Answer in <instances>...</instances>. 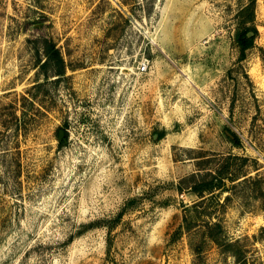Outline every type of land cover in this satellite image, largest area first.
Instances as JSON below:
<instances>
[{
    "label": "rangeland",
    "instance_id": "374dc122",
    "mask_svg": "<svg viewBox=\"0 0 264 264\" xmlns=\"http://www.w3.org/2000/svg\"><path fill=\"white\" fill-rule=\"evenodd\" d=\"M248 1L0 0V264H239L227 242L264 264V0L240 59ZM218 168L240 177L190 191Z\"/></svg>",
    "mask_w": 264,
    "mask_h": 264
},
{
    "label": "trees",
    "instance_id": "16d2710c",
    "mask_svg": "<svg viewBox=\"0 0 264 264\" xmlns=\"http://www.w3.org/2000/svg\"><path fill=\"white\" fill-rule=\"evenodd\" d=\"M236 15L239 19V28L235 33V41L237 46L239 47V58L243 59L245 51L251 48L253 44L255 27L252 24L255 20V0H249L248 3H246L242 8L239 9ZM248 23L251 25H247ZM249 31L252 32L251 35H248ZM44 47L46 48V54L48 55V57L46 58V60L43 61L41 65L42 68L45 70V72H47L50 68H54L55 71L59 70L63 62L59 50L57 49L55 44L46 40ZM162 135L163 133H160L159 138H161ZM226 136L233 143L234 146H238L240 144V140L234 132L229 131L226 133ZM229 174L230 173H228L226 170L221 171L219 168L214 170L213 172H208L205 174V176H202L200 179L194 180L192 182V184L189 186L190 191L196 194L199 198H201L206 194H210L211 196L214 194V191L219 189L220 191L226 190V188L228 187H226L225 178L229 182H234L240 177L236 173H232L230 175ZM201 203V201H197L191 206L186 207L183 217L184 228L186 230H190V228L193 227L200 219L201 214L197 209ZM205 216L207 220L202 219L203 224L199 223L201 224L200 226L204 228L202 233L211 241L218 243L219 234L217 231L220 232L221 225L218 221H212V218L209 217L210 214H206ZM225 246L228 252L232 251L233 256L236 257L239 264H246V261L241 257L242 253L240 251L234 250L235 242H227ZM193 249L198 254V250L201 249V246L197 249Z\"/></svg>",
    "mask_w": 264,
    "mask_h": 264
},
{
    "label": "water",
    "instance_id": "95a60500",
    "mask_svg": "<svg viewBox=\"0 0 264 264\" xmlns=\"http://www.w3.org/2000/svg\"><path fill=\"white\" fill-rule=\"evenodd\" d=\"M252 34V32L251 31H249L248 32V35H251ZM59 139L60 140H62L63 139V137H64V131L63 130H59Z\"/></svg>",
    "mask_w": 264,
    "mask_h": 264
},
{
    "label": "built area",
    "instance_id": "2783aa9c",
    "mask_svg": "<svg viewBox=\"0 0 264 264\" xmlns=\"http://www.w3.org/2000/svg\"><path fill=\"white\" fill-rule=\"evenodd\" d=\"M138 69L140 70V71H143V70H145L146 69V66H145V64L144 63H142L139 67H138Z\"/></svg>",
    "mask_w": 264,
    "mask_h": 264
}]
</instances>
